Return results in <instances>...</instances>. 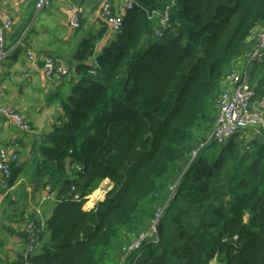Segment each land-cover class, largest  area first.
Wrapping results in <instances>:
<instances>
[{"label":"trees","instance_id":"trees-1","mask_svg":"<svg viewBox=\"0 0 264 264\" xmlns=\"http://www.w3.org/2000/svg\"><path fill=\"white\" fill-rule=\"evenodd\" d=\"M128 2L118 32L101 16L99 29L61 56L69 73L58 85L59 124L11 167L12 191L19 176L35 174L60 198L46 222L49 245L25 251V263L120 264L162 209L158 242L124 263L264 264V128H248L256 135L248 143L239 133L209 140L221 80L247 66L238 60L264 28V0ZM167 5L157 37L152 11ZM103 180L111 188L90 208L85 197Z\"/></svg>","mask_w":264,"mask_h":264},{"label":"crops","instance_id":"crops-1","mask_svg":"<svg viewBox=\"0 0 264 264\" xmlns=\"http://www.w3.org/2000/svg\"><path fill=\"white\" fill-rule=\"evenodd\" d=\"M111 1L116 13L122 15L129 0ZM33 3L34 0H0V21L7 14L12 19V26L7 34L8 53L0 64V108L15 109L31 126L29 131H20L0 114V163L11 166L25 159L35 139L46 137L59 124L56 117L59 112L57 91L62 90L58 87L62 83V77L50 83L46 81L42 70L43 57H53L69 66L61 56L70 57L81 37L98 30L103 21L102 0H55L50 9L39 15L36 24L25 35L23 43L17 46L16 42L31 18ZM71 11H76L79 15L82 24L80 31L75 32L69 26ZM260 30L258 27L247 39L250 50L254 47L250 45L255 38L254 34L257 35ZM108 39L107 36L98 44L97 52ZM29 54L33 55L32 59ZM238 62H246V58L243 57ZM240 72L255 91L252 106L255 109L261 108V101L256 104V100L264 95V61H251ZM224 84L225 78L221 80V89ZM255 136H247L245 130L239 132L238 137L248 143ZM13 157H16L15 161ZM45 183L42 176L35 174L19 176L13 185L15 200L12 202L0 184V264H26L24 257L28 237L24 236L28 233L25 225L29 222L34 224L40 236L35 253H41L49 245L50 232L46 222L60 198ZM103 183L107 185L109 181L104 180ZM103 183L93 192L103 188ZM18 197V204H13ZM24 198L27 201L25 206L22 202ZM125 259L123 256L121 261Z\"/></svg>","mask_w":264,"mask_h":264},{"label":"built area","instance_id":"built-area-1","mask_svg":"<svg viewBox=\"0 0 264 264\" xmlns=\"http://www.w3.org/2000/svg\"><path fill=\"white\" fill-rule=\"evenodd\" d=\"M10 1V0H6ZM55 0H34L33 9L29 23L26 25L24 31L21 33L16 45H20L24 40L25 35L32 29L33 24L38 15L51 8ZM103 4L101 7V16L106 19L109 29L115 33L120 30L122 24L121 15L113 11L111 0H102ZM131 3H127V8L130 9ZM174 6V5H173ZM172 6V7H173ZM69 17V26L74 31L79 28V15L76 11H71ZM155 14L158 20V26L153 32L155 36H160L162 29L166 26L167 20L170 15V5H167L163 11L154 10L152 14ZM151 14V15H152ZM12 26V19L7 14L0 21V64L4 61L7 56V34ZM29 58L32 59L33 55L29 54ZM251 61L263 62L264 61V28H262L257 34V43L253 50L247 56V63ZM43 75L47 82H52L54 79L65 76L69 73V69L60 60H56L53 57H43ZM255 98V91L247 83L245 78L240 75L237 71H232L225 76L224 87L218 97V115L215 125L212 129V133L209 135V140L216 143L222 144L226 140L235 134L245 131L248 128H255L258 126L264 127V119L262 108L264 109V96L262 97L260 107L261 109H255L252 106ZM0 114L7 118L9 122H12L20 131H28L30 126L25 118L19 114L13 108H0ZM195 154V153H194ZM16 157H13V161ZM11 165L8 163H0V184L5 189L6 193L11 195L12 188L9 187L10 170ZM75 168L80 170V167L75 165ZM71 191L74 188L71 187ZM106 194L105 191H103ZM73 198L80 199L79 193L73 192ZM87 197H85L86 199ZM11 199L14 201V195H11ZM74 201V200H73ZM162 213V209H159L155 214L154 219L151 222L150 228L145 233L140 234L135 238L132 243L124 249L126 253L138 250L139 248L147 245H142V242L150 243L152 238H156L157 234V222ZM26 231L28 232V246L26 248L27 253L33 252L35 245L38 244L37 229L33 223L29 222L25 225ZM127 257V256H124ZM120 264H125L124 260Z\"/></svg>","mask_w":264,"mask_h":264},{"label":"rangeland","instance_id":"rangeland-1","mask_svg":"<svg viewBox=\"0 0 264 264\" xmlns=\"http://www.w3.org/2000/svg\"><path fill=\"white\" fill-rule=\"evenodd\" d=\"M46 11H43V12H41L39 15H43V13H45ZM39 15H38V17H39ZM38 17L36 18V20L34 21V22H32L33 24L35 23L36 24V21H37V19H38ZM34 24V25H35ZM33 25V26H34ZM28 35V34H27ZM26 35V36H27ZM25 36V37H26ZM264 96V95H263ZM262 100V98H260V99H258V100H256V104H258L260 101ZM263 115H264V113H263ZM26 120V119H25ZM28 124H29V122H28ZM29 126H30V124H29ZM30 129H31V126H30ZM29 129V130H30ZM28 130V131H29ZM247 132V131H246ZM248 135H250V133H248L247 132V136ZM67 168L69 169V170H73L75 173H80V170H78L77 168H75L73 165H70V163L67 165ZM104 181V180H103ZM103 181L101 182V183H103ZM106 181V180H105ZM103 188H100L99 190H98V195L96 196V197H94L95 195H93L94 194V192L92 193V194H90L89 195V199L91 198L92 200H93V203H92V206L94 207V205L97 203V202H99V201H103L104 200V198H105V195L106 194H104V192L103 191H105L106 193L110 190V188H111V185H110V183H108L107 185L105 184V183H103V186H102ZM73 195L74 193H73V191H69V193H68V195ZM7 195H9V194H7ZM11 195H15L14 194V192H12L11 193ZM11 195H9V196H7V198H9V197H11ZM16 195H17V193H16ZM70 195V196H71ZM92 195V196H91ZM18 196V195H17ZM15 197V196H14ZM84 199V198H83ZM95 199V200H94ZM19 200H20V198L18 197L17 198V201H15L13 204H15V203H17L18 204V202H19ZM73 200L75 201V202H81V200H79V199H74L73 198ZM13 200L11 199V202H12ZM23 206H25L26 204H27V201H26V199L24 198L23 199ZM83 209H86L87 210V208H85L84 207V205H83ZM158 242V240L156 241V239L155 238H152V241L149 243V244H147L146 246H148V245H150V244H156ZM145 251H146V248H142V249H140V250H138L137 252H136V254H138V255H136V257H139V256H141L142 257V255L143 254H145ZM132 259L131 258H128L127 260H126V262H125V264H130L131 262H132V264H133V261H131Z\"/></svg>","mask_w":264,"mask_h":264},{"label":"bare ground","instance_id":"bare-ground-1","mask_svg":"<svg viewBox=\"0 0 264 264\" xmlns=\"http://www.w3.org/2000/svg\"><path fill=\"white\" fill-rule=\"evenodd\" d=\"M254 99H255V98H254ZM261 108H262V107H261ZM261 108H260V109H261ZM263 110H264V109L262 108V112H263ZM243 131H244V130H243ZM228 139H229V138H228ZM228 139H227V140H228ZM97 192H98V191H95V192H94V194H93V195H95L94 197H96V196L98 195ZM87 198L89 199V197H87ZM90 199H91V198H90ZM91 200H92V199H91ZM92 201H93V200H92ZM157 234H158V231H157ZM157 234H156V235H157ZM156 238H157V237H156ZM144 244H149V243L142 242V245H144ZM129 254H130L129 252L126 253L125 250H124V254H123V256H129Z\"/></svg>","mask_w":264,"mask_h":264},{"label":"clouds","instance_id":"clouds-1","mask_svg":"<svg viewBox=\"0 0 264 264\" xmlns=\"http://www.w3.org/2000/svg\"><path fill=\"white\" fill-rule=\"evenodd\" d=\"M87 201V198L85 199ZM86 203V202H85Z\"/></svg>","mask_w":264,"mask_h":264},{"label":"water","instance_id":"water-1","mask_svg":"<svg viewBox=\"0 0 264 264\" xmlns=\"http://www.w3.org/2000/svg\"><path fill=\"white\" fill-rule=\"evenodd\" d=\"M113 199V198H112Z\"/></svg>","mask_w":264,"mask_h":264}]
</instances>
